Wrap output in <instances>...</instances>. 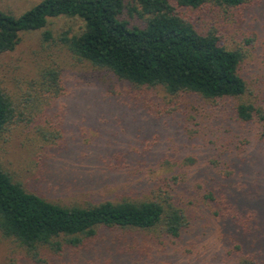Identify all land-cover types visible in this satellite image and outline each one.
<instances>
[{
    "label": "trees",
    "instance_id": "obj_1",
    "mask_svg": "<svg viewBox=\"0 0 264 264\" xmlns=\"http://www.w3.org/2000/svg\"><path fill=\"white\" fill-rule=\"evenodd\" d=\"M263 8L264 0H39L18 15L0 10V54L15 49L21 32L71 18L77 31L54 43L124 81L135 97L160 86L170 97L202 99L192 116L210 137L206 176L190 174L194 157H164L166 173L128 183L120 199L82 206L49 200L0 164V234L30 257L27 264H45L44 248L63 254L110 243L144 251L150 245L140 234L157 227L158 244L210 238L222 250L219 264H264V162L246 148L252 136L264 147V49L250 36L230 48L218 27L219 16L252 23ZM52 39L42 32L44 42ZM65 92L55 60L17 96L0 78V140L22 129L39 146H56L61 129L43 123Z\"/></svg>",
    "mask_w": 264,
    "mask_h": 264
},
{
    "label": "rangeland",
    "instance_id": "obj_2",
    "mask_svg": "<svg viewBox=\"0 0 264 264\" xmlns=\"http://www.w3.org/2000/svg\"><path fill=\"white\" fill-rule=\"evenodd\" d=\"M38 1L0 0V10L18 15ZM218 24L224 45L236 48L250 36L264 49V8L252 23L229 12L219 16ZM78 27L71 18H51L42 29L21 32L15 49L0 54V78L13 96L52 60L62 69L66 86L49 121L43 123L45 128L50 124L60 128L63 138L56 140V146H39L31 133L14 130L0 140L3 169L15 181L36 189L49 200L81 206L107 198L120 199L128 191V183L137 178L147 182L166 173L170 168L160 164L164 157L179 161L185 156L194 157L190 174L206 176L204 160L210 137L192 116L203 100L170 97L160 86L147 96L135 97L124 81L76 60L65 47L53 42L61 32L73 33ZM46 29L53 37L50 43L42 40ZM246 148L264 162V147L255 136ZM43 151L48 155H41ZM158 230L140 234L139 241L150 245L144 251H124L117 244L105 243L94 251L63 254L44 248L42 257L45 264H219L222 250L210 238L161 245L155 242ZM28 258L15 242L0 234V264H27Z\"/></svg>",
    "mask_w": 264,
    "mask_h": 264
}]
</instances>
